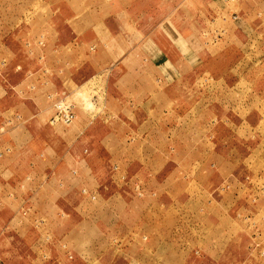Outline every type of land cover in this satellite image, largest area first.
I'll return each mask as SVG.
<instances>
[{"label":"crops","instance_id":"0c3cea01","mask_svg":"<svg viewBox=\"0 0 264 264\" xmlns=\"http://www.w3.org/2000/svg\"><path fill=\"white\" fill-rule=\"evenodd\" d=\"M207 6L0 0V217L42 245L41 264H202L226 249L228 188L255 143L212 104L174 94L173 75L201 56L193 25H207ZM73 89L95 107L75 102L61 130L51 94ZM231 139L249 152L235 156Z\"/></svg>","mask_w":264,"mask_h":264},{"label":"rangeland","instance_id":"374dc122","mask_svg":"<svg viewBox=\"0 0 264 264\" xmlns=\"http://www.w3.org/2000/svg\"><path fill=\"white\" fill-rule=\"evenodd\" d=\"M208 1V12H204L209 14L202 12L208 18H205L207 25H193L192 48L201 56L194 58L197 66L192 72L173 75L177 79L174 94L187 100L202 99L205 105L212 104L209 115L222 114L219 119L239 121L240 132L250 134L255 147L250 153L251 170L238 178L239 185L228 188L235 194L238 192L234 203L225 202L232 221L224 224V228L232 231L228 232L230 242L223 252L202 264H264V0ZM192 15L195 19L200 14L193 11ZM2 52L0 45V55ZM3 58L7 64L9 57L2 54L0 61ZM66 94L74 104L81 102L86 107H95L87 91L73 89ZM75 122L76 117L69 125H57L67 130ZM225 143L235 156L249 152L239 139ZM226 182L224 188L228 186ZM241 215L243 220L238 217ZM8 228L7 212H2L0 264H41L45 260L41 257L40 243L30 244L24 233L15 235ZM242 229L248 235L240 232Z\"/></svg>","mask_w":264,"mask_h":264},{"label":"built area","instance_id":"2783aa9c","mask_svg":"<svg viewBox=\"0 0 264 264\" xmlns=\"http://www.w3.org/2000/svg\"><path fill=\"white\" fill-rule=\"evenodd\" d=\"M53 97L52 103V124H70L76 116L74 103L68 99L66 92H61V94H51ZM84 192H87V189H83ZM95 197V195H92Z\"/></svg>","mask_w":264,"mask_h":264}]
</instances>
